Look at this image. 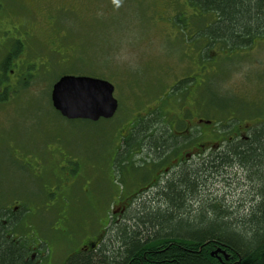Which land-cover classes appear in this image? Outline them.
Listing matches in <instances>:
<instances>
[{"label":"rangeland","instance_id":"374dc122","mask_svg":"<svg viewBox=\"0 0 264 264\" xmlns=\"http://www.w3.org/2000/svg\"><path fill=\"white\" fill-rule=\"evenodd\" d=\"M189 1L0 0V64L6 54L19 52L18 62L34 72L27 76L25 87L0 104V206L20 205L6 227L10 239L21 241H16L17 249L40 246L43 264H61L86 234L83 222L73 218L77 207L88 210V205L94 204L90 198L102 195L106 227L111 224L110 214L112 225L130 216L114 202L132 187L125 172L133 171L128 164L125 168L115 166L113 154L108 160L110 145L133 113L174 101L173 91L168 99L163 96L175 91L173 87L188 76L205 74L200 110L204 120L214 122L215 130H203V142L213 144L215 133L228 130L233 122L244 128L262 123L264 39L243 44L233 52L207 46L204 39L192 36V30L207 24L204 20L211 19L213 13H202L203 18L192 19L182 29L181 22L194 14ZM198 48L204 64L215 63L214 67H192L190 57ZM16 59L12 57V61ZM62 75L90 76L111 83L118 101L114 117L93 123L61 116L51 106L50 92ZM4 87L0 82L1 92ZM51 147L63 155L59 166L51 161ZM146 159L139 155L134 163ZM197 162L193 157L192 163ZM75 175L94 178L87 194L82 180L68 186ZM214 190L222 191L217 193L219 197L229 192L221 184ZM239 195L238 190L234 197ZM140 197L131 203L136 205ZM59 199L64 203L55 208ZM225 200L230 202V196ZM62 212V220H57ZM78 222L80 226H76Z\"/></svg>","mask_w":264,"mask_h":264},{"label":"trees","instance_id":"16d2710c","mask_svg":"<svg viewBox=\"0 0 264 264\" xmlns=\"http://www.w3.org/2000/svg\"><path fill=\"white\" fill-rule=\"evenodd\" d=\"M191 1L194 13L218 16L202 27L207 46L230 52L264 39V0ZM18 53L7 54L2 62L9 66ZM187 84L181 81L175 90L181 93ZM234 124L217 134L223 140L218 150L208 148L200 162L187 164L140 197L126 210L130 216L112 225L110 214L111 226L97 251L64 264H264V119L252 124L244 140L232 137ZM144 132L145 158L164 159L170 150L167 135L148 139ZM218 184L229 192L219 197ZM3 234L0 225V264H30L26 247L17 249L19 238Z\"/></svg>","mask_w":264,"mask_h":264},{"label":"flooded vegetation","instance_id":"af4514ba","mask_svg":"<svg viewBox=\"0 0 264 264\" xmlns=\"http://www.w3.org/2000/svg\"><path fill=\"white\" fill-rule=\"evenodd\" d=\"M189 2L192 1L190 0ZM196 11L197 13L195 12L193 15H189V17L186 18L187 21L185 20L182 22L190 23L192 19L203 18V15L200 14L197 9ZM217 18L218 16L215 14L212 15L211 19H205L204 22L208 23L202 27L204 28L208 26V24H214ZM202 27L198 30H192V36H197L198 39H204V37H202V35H204ZM255 42L252 43L255 44ZM199 48L190 57L192 67H195V69L206 68L207 65L208 69L214 67L215 63L204 64L205 62H203L201 59L202 55L198 53ZM233 51L234 49L231 52ZM18 56L16 57V60H11L12 62L10 61L9 66L3 62L0 64V82L5 84L3 92L0 91V104L12 99L14 94H17L20 88L26 86L25 83L28 80L27 76L34 74V72H31L32 69H27L25 64L21 63L20 61L18 62ZM227 57L231 58L230 56ZM37 69L38 68H35V71ZM201 72L202 75L196 72L195 75L192 74L191 76H188L186 80H183H188V84L181 93L177 91V89L180 87L178 85L181 81L173 87L174 89L177 88L174 91V101L169 100L165 107L162 106L159 108L158 106H154L149 109L146 108L147 110L145 109L144 112L133 113L131 120L127 124H123L122 128L117 131L118 133L116 134V141L110 145L111 149L108 160H110L111 156L113 157L114 155L113 159L115 166L125 168V166L128 164L133 171V173H129L128 175L127 172H125L126 181H133L132 187L125 191V194L123 193L121 197H118L114 202L119 206L122 213L131 207L133 198H138L142 193L156 189L158 185L164 184L175 171L184 168L187 164H192L193 157L198 158L200 162L204 152L210 149L218 150L220 147V143H218L220 138L216 133L215 139L217 141H215L213 144H211V141L208 140L207 142L202 141L203 130L208 129L210 132H213L215 128L213 121L203 119L200 110V97L203 90L202 88L204 87L203 85L207 84H204L205 74H203V71ZM172 91L173 90H170L168 94H165L163 99H168L169 93L171 94ZM182 99L184 102H182ZM177 103L180 104L177 105ZM156 110L160 111V113L156 112ZM112 118L99 119L98 121H109ZM91 122L95 123L96 121ZM251 127L252 124H249V126L247 125L245 128L241 124L234 125L231 131L233 134L232 137H240L244 140L246 131ZM144 130H146L148 139L153 138L156 134L167 135L166 139H168L170 146L168 148L170 150H167L168 154L164 159L148 157L146 161L143 160L141 164H138V162L134 163L135 159L139 155H143L145 151L144 144L141 141L140 136ZM232 137L230 136L229 139L231 140ZM52 148L53 147L49 149ZM59 151V149H52V152H50L54 158L51 160L52 163L58 166L63 162V155L58 153ZM132 156L135 157L134 161ZM38 159L36 162H39ZM37 166L38 170H41V163H39ZM56 177L57 175H54L52 176V179L54 180ZM78 180H82L84 182V192L87 194L88 185L90 182L94 181V178H82L80 175H75L74 179L70 181L68 186L75 185L74 181ZM101 196L99 198H90L91 201H94V204L92 206L88 205V210L85 208V206H79V208H76L78 211L75 215L73 214V221L83 222V224L87 227V229H85L86 234L82 236L80 243L76 245L73 252L64 258V261L61 264H64L70 258L88 256L91 253L97 251L100 247L102 240L105 237L104 229L106 228V206L102 203ZM62 203H64V201H60V199L55 201V208H59ZM19 208L20 205H18V203L11 205L9 208L0 206V225L4 227L3 235L6 239L10 240V234L6 232V227L10 225V216H15L16 213L19 212ZM58 214L60 216L57 220H62L61 215L63 212ZM79 222L76 223V226H80ZM19 243H21V241ZM39 248L40 246H26L25 253H27V256H25V260L30 262V264H43L44 255L41 254ZM48 264L51 263L48 261Z\"/></svg>","mask_w":264,"mask_h":264},{"label":"water","instance_id":"95a60500","mask_svg":"<svg viewBox=\"0 0 264 264\" xmlns=\"http://www.w3.org/2000/svg\"><path fill=\"white\" fill-rule=\"evenodd\" d=\"M113 93L114 86L103 79L64 75L52 85L50 100L68 120L98 121L115 115L118 102Z\"/></svg>","mask_w":264,"mask_h":264},{"label":"bare ground","instance_id":"6f19581e","mask_svg":"<svg viewBox=\"0 0 264 264\" xmlns=\"http://www.w3.org/2000/svg\"><path fill=\"white\" fill-rule=\"evenodd\" d=\"M215 253V252H214Z\"/></svg>","mask_w":264,"mask_h":264}]
</instances>
